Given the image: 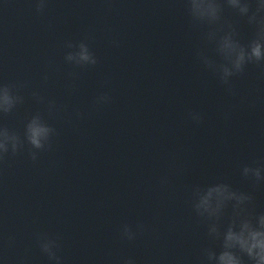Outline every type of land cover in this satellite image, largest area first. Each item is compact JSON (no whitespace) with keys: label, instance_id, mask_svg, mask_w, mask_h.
I'll list each match as a JSON object with an SVG mask.
<instances>
[{"label":"clouds","instance_id":"1","mask_svg":"<svg viewBox=\"0 0 264 264\" xmlns=\"http://www.w3.org/2000/svg\"><path fill=\"white\" fill-rule=\"evenodd\" d=\"M33 3L37 13H44L49 0H33ZM183 3L192 28L201 31L203 41L212 46L211 52L214 54L197 49V60L218 79L229 95L235 96L233 78L243 75L249 65L264 70V0H183ZM226 8L243 18L252 29V38L246 43L239 38L237 24L224 16ZM88 39L65 41L63 59L66 64L87 69L99 63ZM111 43L119 46L116 40ZM68 75L73 80L77 77L75 72ZM48 79L45 73L43 80L46 82ZM27 87V82L0 83V117L9 116L24 104L25 96L21 93ZM30 95L36 103L45 105L49 117L63 110L62 105H58L54 99H47L39 91H32ZM111 102V95L101 92L94 98L92 107L99 109ZM75 115L83 118L84 114L76 110ZM224 118L228 119L227 113ZM188 119L200 125L204 116L193 110L188 112ZM57 135V129L40 111L28 117L22 134L0 124V163L25 150L35 163L42 152L52 150ZM240 174L245 180L253 181L254 185L264 183V161L245 164ZM160 182L166 185L169 178L162 176ZM253 201L252 193L236 189L223 180L190 186L188 202L191 209L206 226L208 240L219 247V251L213 246L202 248L198 264H264V212L257 214L251 211ZM146 230L143 223L135 226L125 223L120 226L119 234L122 240L131 242ZM60 239L58 235L36 234L40 251L50 264H64L63 257L58 255ZM19 264L26 262L21 260ZM119 264H136V260L126 257Z\"/></svg>","mask_w":264,"mask_h":264}]
</instances>
